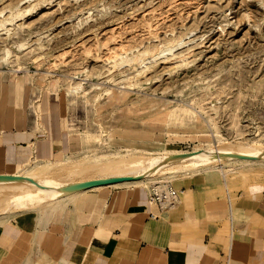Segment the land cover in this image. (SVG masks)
Listing matches in <instances>:
<instances>
[{
  "label": "rangeland",
  "instance_id": "obj_1",
  "mask_svg": "<svg viewBox=\"0 0 264 264\" xmlns=\"http://www.w3.org/2000/svg\"><path fill=\"white\" fill-rule=\"evenodd\" d=\"M2 75L11 82L16 75L27 76L29 105L43 133L42 117L57 95L64 133L77 137V147L66 145L52 158L55 167L103 164L124 156L121 164L214 144L263 146L264 0H0V86ZM38 161L29 157L6 172L8 179L36 183L29 171L38 170ZM218 165L230 169L225 177L214 164L209 170L170 165L171 170L165 167L136 183L138 175H125L113 185L74 195L80 187L75 184L100 171L89 168L90 174L73 177L63 175L65 169L58 171L63 179L80 181L62 187L63 199L43 207L9 206L6 196L16 189L2 187L0 226L15 221L27 234L28 254L40 232L42 245L50 244L52 221L57 264H63L77 243L76 230L89 225L92 234L99 215L103 219L131 200L148 204L153 182L184 189L183 201L201 192L208 204H224L226 215L228 201L235 206L264 190V162L226 159ZM46 210L52 215L43 220ZM46 258L43 253L42 264H49Z\"/></svg>",
  "mask_w": 264,
  "mask_h": 264
},
{
  "label": "crops",
  "instance_id": "obj_2",
  "mask_svg": "<svg viewBox=\"0 0 264 264\" xmlns=\"http://www.w3.org/2000/svg\"><path fill=\"white\" fill-rule=\"evenodd\" d=\"M19 77H11V82L9 76H1L0 174L29 157L55 161L52 158L66 145L77 147V137L64 133L57 95L52 96L49 111L42 117L43 133L39 116L29 105L32 92ZM114 183L98 184L96 189ZM184 193L183 189L182 196ZM227 204L226 215L224 204H208L196 191L162 210L131 200L103 219L99 215V227L92 234L89 225L76 230L77 243L65 253L63 264H264V190L235 206L231 201ZM150 211L158 217H150ZM51 215L44 211L43 220ZM52 224L50 244L42 245L40 232L33 237L38 245L35 242L33 253L27 254V234L18 230L15 221L4 222L0 226V264H42L43 253L49 264H57L58 235L52 232ZM26 255L33 256L32 260Z\"/></svg>",
  "mask_w": 264,
  "mask_h": 264
},
{
  "label": "bare ground",
  "instance_id": "obj_3",
  "mask_svg": "<svg viewBox=\"0 0 264 264\" xmlns=\"http://www.w3.org/2000/svg\"><path fill=\"white\" fill-rule=\"evenodd\" d=\"M4 12V11H3ZM3 12L1 14H3ZM28 13V12H26ZM4 15V14H3ZM2 15V16H3ZM12 16V15H11ZM15 16V15H14ZM25 16V13H24ZM8 18V16H6ZM6 18V19H7ZM19 18V17H18ZM12 19V18H10ZM9 19V20H10ZM17 19V18H16ZM14 20V18H13ZM8 21V20H7ZM12 23V22H11ZM3 27V26H2ZM177 44V43H176ZM175 45V44H174ZM171 48L172 45H170ZM169 46V47H170ZM24 49V48H22ZM168 49V48H167ZM113 50V49H112ZM20 51V50H19ZM29 51V49L27 50ZM117 51V50H116ZM113 52V51H112ZM111 52V53H112ZM19 53V52H18ZM116 53V52H115ZM183 54V53H182ZM23 55V54H22ZM22 57V56H21ZM185 57V56H184ZM17 63V62H16ZM15 64V63H14ZM20 65V64H19ZM22 69L21 67H14V70H20ZM24 69V68H23ZM27 69V68H26ZM27 71V70H26ZM25 71V72H26ZM51 71V70H50ZM27 74V72H26ZM55 75V74H54ZM57 75V74H56ZM29 76V74H28ZM62 76V75H61ZM66 78V77H65ZM23 79L27 80V76L23 75ZM59 79V78H58ZM52 80V79H51ZM56 80V79H55ZM83 80V79H82ZM81 80V81H82ZM59 81V80H58ZM70 81V79H69ZM84 81V80H83ZM98 83V82H97ZM59 84V83H58ZM68 84V83H67ZM57 85V82L54 81V78L52 80L51 83V88L52 90L55 89ZM79 85V84H78ZM91 85V84H90ZM94 85V84H93ZM101 85V84H100ZM67 86V85H66ZM89 86V85H88ZM70 87V86H69ZM80 87V85H79ZM82 87V86H81ZM90 87V86H89ZM94 86H92L93 88ZM96 87V86H95ZM86 88V87H85ZM91 88V89H92ZM98 88V87H97ZM70 90V89H69ZM86 90V89H85ZM74 91V90H73ZM77 91V90H75ZM88 92V91H87ZM58 93V92H57ZM77 93V92H76ZM173 100V99H172ZM170 101V100H169ZM183 101V100H182ZM177 102V101H176ZM184 102V101H183ZM181 103V102H180ZM186 103V102H184ZM171 104V103H170ZM165 105V104H164ZM163 105V106H164ZM174 105V104H173ZM179 105V104H178ZM177 105V106H178ZM168 106V105H167ZM175 106V105H174ZM181 106V105H180ZM179 106V107H180ZM188 106V105H187ZM191 106V104H190ZM182 107V106H181ZM185 108V107H184ZM193 108V107H192ZM169 109V108H168ZM172 109V107H171ZM183 109V108H182ZM178 111V110H177ZM186 112V111H185ZM167 113V112H166ZM189 113V112H188ZM180 114V113H179ZM186 116V115H185ZM184 116V117H185ZM188 116V114H187ZM168 121V120H167ZM95 145V144H94ZM233 145V144H232ZM232 145H228V146H218L215 147H208V146H204L201 148H197L195 150H191L189 152H182V153H168L167 154H163L160 156H155L152 157L151 159L148 158V160H146L144 157L143 159H136V160H131V161H127V162H123L124 156H122L124 159H118L117 161H114L113 159L111 161H108L109 159H107V161H103V164L100 162H93L92 164L94 165V163H97L99 165H94L96 168L99 169V171L97 170V172H99L98 177H94L88 180H84L83 182H81L80 180L74 179V178H70V179H63L61 172L63 170L66 169V172H62V174H69L70 176H77L78 175L81 177L83 176L85 173L89 172V168L91 173L93 172L91 165H81V164H77L76 166L71 165L68 168H63V166H59V167H55L53 162L55 161H49V160H42V161H38L36 162V165H39L38 170L36 171H29V173H32L36 176H34L36 183H31V182H27V181H20V182H16V181H12L9 180L8 177L10 176L9 174L6 173H2L0 174V190H2V187L5 189H8L9 192L10 190L12 191L13 189H16L15 193L12 195H8V197L6 196V200H8V204L9 206H14L15 208L17 207L19 208H24V207H30V206H35V205H40L41 203H43L44 205L49 204V202L51 201H61V199H63V195H62V190H65L66 185H69L71 183H75L77 181H80L79 184H75V187H79V190L76 191L74 194L79 193L82 189L84 188H92V187H97L98 184H102L105 182H111V181H115V179H119V177L125 176V175H138V177H136V180H134L133 182H139L140 180L144 179V178H149L151 176H153V174H156V172H161L163 170V168L167 169V167H169L170 165H172L173 167L175 166V168L177 170H179L180 168L184 169L185 167H197V166H204L206 170H209L211 168H213V166H211V164H214L216 166V168H218L221 171V175H223L224 177L227 175L228 171L230 169L228 168H221L218 164L222 163L223 161H225L226 159H236V160H240L242 162H264V145H259V146H248V144H246L248 147L242 146V145H237L236 146H232ZM114 153V152H113ZM128 153V152H127ZM131 153V152H130ZM158 153V152H157ZM160 153V152H159ZM109 154V153H108ZM112 154V153H111ZM154 154V153H153ZM93 155V154H92ZM91 155V156H92ZM95 155V154H94ZM98 155H100V153H98ZM114 155H117L116 152ZM119 155V153H118ZM239 155V157H238ZM88 156V155H87ZM107 156V155H106ZM104 156V157H106ZM110 156V155H108ZM126 156V155H125ZM243 156V157H242ZM80 157V156H79ZM101 158V156H99ZM103 157V155H102ZM111 157V156H110ZM115 157V156H114ZM128 158V156H126ZM133 157V156H132ZM135 157V156H134ZM151 157V156H150ZM130 158V157H129ZM139 158V157H138ZM94 159V158H93ZM132 159V158H131ZM169 159H171L169 161ZM82 160V159H81ZM85 160H87L85 158ZM120 160L121 164L118 162ZM61 161V160H58ZM79 162V160L77 161ZM80 162H84V159ZM91 162H88V164ZM41 164V165H40ZM86 164V163H85ZM102 164V165H100ZM43 165V166H42ZM93 166V168H95ZM99 166V167H98ZM171 166V167H172ZM36 167V166H35ZM38 167V166H37ZM170 168V167H169ZM168 168V169H169ZM22 169V168H21ZM172 168H170L169 170H171ZM174 169V168H173ZM175 169V170H176ZM26 170V169H25ZM95 170V171H96ZM28 171V170H27ZM58 171L60 172V174L58 173ZM168 171V170H167ZM23 172V171H22ZM26 172V171H25ZM163 172V171H162ZM14 173V172H13ZM12 173V174H13ZM28 173V174H29ZM95 175V174H92ZM133 175V176H134ZM75 177V178H77ZM131 177V176H130ZM135 178V177H133ZM31 179V178H30ZM33 179V178H32ZM126 179V178H124ZM130 179V178H129ZM15 180V179H14ZM20 180V179H17ZM70 180V181H69ZM77 180V181H76ZM121 180V178L119 179ZM123 180V179H122ZM127 181V180H126ZM156 182H160L156 181ZM151 183V182H150ZM145 185V184H144ZM65 186V187H64ZM62 187H64L65 189H62ZM68 187V186H67ZM7 190V191H8ZM67 190V189H66ZM71 190V189H70ZM74 190V189H72ZM6 191V192H7ZM14 191V190H13ZM12 191V192H13ZM69 191V190H68ZM1 192V191H0ZM72 192V191H71ZM65 193V191H64ZM3 194V192L1 193ZM6 194V193H5ZM9 194V193H7ZM70 194V193H69ZM62 195V196H61ZM68 195V194H67ZM183 195V191H181V194L178 198V200L182 197ZM2 196V195H1ZM70 196V195H68ZM72 196V195H71ZM178 200H176V203L178 202ZM48 202V203H47ZM52 202V203H53ZM4 203V202H3ZM45 203V204H44ZM47 203V204H46ZM58 203V202H57ZM175 203V204H176ZM55 204V203H54ZM42 205V204H41ZM43 206H39V207H43ZM36 208V207H35ZM3 209V208H2ZM11 209V208H10ZM14 209V208H13ZM30 209V208H29ZM3 211V210H2ZM20 211V210H19ZM1 213V211H0ZM5 213V212H3ZM14 213V212H12ZM6 214V213H5Z\"/></svg>",
  "mask_w": 264,
  "mask_h": 264
},
{
  "label": "built area",
  "instance_id": "obj_4",
  "mask_svg": "<svg viewBox=\"0 0 264 264\" xmlns=\"http://www.w3.org/2000/svg\"><path fill=\"white\" fill-rule=\"evenodd\" d=\"M156 184L157 182H153L149 187L147 203L151 206H158L161 210L173 206L183 191L182 188H177L169 182ZM158 215L157 212H149V216L152 218H156Z\"/></svg>",
  "mask_w": 264,
  "mask_h": 264
}]
</instances>
